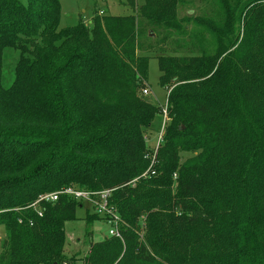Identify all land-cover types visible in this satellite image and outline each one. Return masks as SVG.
I'll return each mask as SVG.
<instances>
[{
  "label": "trees",
  "instance_id": "obj_1",
  "mask_svg": "<svg viewBox=\"0 0 264 264\" xmlns=\"http://www.w3.org/2000/svg\"><path fill=\"white\" fill-rule=\"evenodd\" d=\"M116 1L133 13L60 28L59 0H0V264L77 260L65 224L83 204L31 207L68 187L112 190L122 221L121 238L91 242L84 264H264V0H215L217 22L196 18L212 54L157 56L159 85L174 88L147 177L145 132L160 109L141 93L139 38L144 27L162 46L171 31L184 37V0ZM182 152L199 155L179 165ZM97 220L87 209V226Z\"/></svg>",
  "mask_w": 264,
  "mask_h": 264
},
{
  "label": "rangeland",
  "instance_id": "obj_2",
  "mask_svg": "<svg viewBox=\"0 0 264 264\" xmlns=\"http://www.w3.org/2000/svg\"><path fill=\"white\" fill-rule=\"evenodd\" d=\"M20 1L23 4L27 3V0ZM134 1L137 7L143 4V0ZM59 3L61 7L60 28L73 27L77 25L80 20L86 25L91 26V21L96 15L99 17H106V15L125 16L133 13L128 6L119 5V2L116 0H59ZM178 17L187 23L185 25L187 33L184 37L171 31L168 33L169 36L166 41L168 45L162 46L160 42L163 38L160 36L159 32L154 34L148 27H144L143 34L139 38L137 54L150 57L148 61L147 77L145 76L144 78L141 93L160 109L159 116L145 132L146 146L149 151L154 149L157 145L159 134L165 122V111L168 118L165 125L168 126L171 122L168 113V96L174 88V86L161 87L159 85L161 73L159 71L157 56L160 52L174 55L175 52L186 50L195 54L201 53V51L204 50L205 53L212 54L216 48V42L211 34L195 21L196 18H211L216 22L220 19L221 13H219V6L215 0H184V2L178 6ZM179 46L183 47L179 49ZM9 70V72H12V67H10ZM144 90L148 91L147 95L144 94ZM236 152L237 150L234 149L233 153L235 154ZM198 155L199 152L180 153L179 165L184 164L186 160ZM162 160L167 162L166 156L163 157ZM233 160H235V157ZM260 174L261 177L258 183L264 186V171ZM87 209H89L91 213L94 212V208L90 204L84 203L83 207L77 210V219L65 224L64 253L68 258L75 256L77 259L68 264H84L85 257L89 254L90 243L100 242L108 236L109 226L102 220L94 221L90 226H87L85 222ZM145 219L146 216L143 215L140 220L141 240H144ZM5 238V230L3 227H0V254L2 253V243Z\"/></svg>",
  "mask_w": 264,
  "mask_h": 264
},
{
  "label": "built area",
  "instance_id": "obj_3",
  "mask_svg": "<svg viewBox=\"0 0 264 264\" xmlns=\"http://www.w3.org/2000/svg\"><path fill=\"white\" fill-rule=\"evenodd\" d=\"M144 94H148L147 90L143 91ZM168 120L167 114L165 111V122ZM165 122L163 123L162 131L159 134L157 145L154 149H152L148 155L147 158L151 160L150 166L147 171H145L141 177H147L149 175L155 174L153 171V166L155 164L156 154L158 151L159 146L161 145L163 141V135L165 132ZM138 179H135L131 182V185L134 186L135 182ZM112 190H106L102 192H89L85 190H80L75 187H68L61 189L57 192L44 194L39 197V199L31 205L32 208L37 209V206L41 202H56L58 199L62 196L72 198L76 201L81 202L82 204L88 203L94 208V213L98 214L99 216L104 218V222L109 226L108 230V237H115V238H121V232L119 229V226L122 224L121 218L110 205H109V199L111 197ZM41 216V213H39Z\"/></svg>",
  "mask_w": 264,
  "mask_h": 264
}]
</instances>
